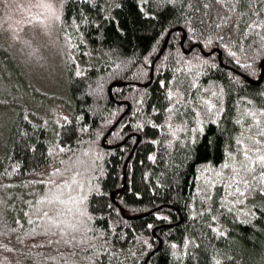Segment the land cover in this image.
Returning a JSON list of instances; mask_svg holds the SVG:
<instances>
[{"label":"trees","instance_id":"trees-1","mask_svg":"<svg viewBox=\"0 0 264 264\" xmlns=\"http://www.w3.org/2000/svg\"><path fill=\"white\" fill-rule=\"evenodd\" d=\"M146 11L155 15L145 16ZM218 13L225 15L226 11H222L217 0H90L87 4L83 0H66V25H60L59 29L65 90L60 97L49 98L26 84L21 91L24 97L12 99L7 94L12 95L13 88L5 92L0 89V108L14 110L0 158V173L11 171L8 165L15 162H20L24 170L42 165L41 154L46 145L41 141L52 137L51 131L42 130L43 121L48 119L50 129L57 128L49 117L59 119L60 114H67L71 118L83 113V119L65 127L77 129L85 124L88 127L83 132L71 131L69 136L61 132V139L80 153L85 164L94 156H100L95 161L100 174L93 176V182L101 185L102 194L92 198L91 209L103 205L104 219H99L98 213L93 224L111 234L113 230L108 224L118 221L114 235L119 237L123 233V239L112 240L111 235L108 239L116 244L118 253L126 254V264H181V261L183 264H215L213 256L221 264H264V214H248L252 205L264 203L259 196L246 205L235 206L245 207L244 214L236 213L238 218L230 213L212 222L208 215L191 216L192 211L199 213L203 203V193H198L197 187L204 185L206 175H212L206 173L203 166L208 162L218 166L224 155L223 148L230 142L232 121L221 119L219 125L205 123L203 132L198 128L194 133L178 131L172 146L162 142L171 139L170 134H166V126L156 129L147 123L150 118L163 124L165 113H153L152 106L167 107L169 87H173L174 92L175 85L181 90L187 88L197 70L188 68L187 61L192 60L196 65L198 60L194 58L198 56L219 64L217 69L204 66L197 83L200 88H211L209 81L224 86L226 116L239 118L246 108L264 106V51L245 46L241 52L233 47L237 56L229 62L223 42L205 45L204 38L218 31L214 27L219 23ZM73 17L77 18L78 29L72 25ZM65 33L72 37L71 41ZM201 33L204 38L190 41L191 36L200 37ZM257 52L260 57L256 56ZM236 59L240 60L239 66ZM248 60L253 61L255 73L247 66ZM12 62L0 47V86L6 77L17 76ZM8 65L11 69L6 72ZM77 68L82 75L75 74ZM229 71L233 76H228ZM160 80L166 84L162 86ZM137 121L144 127H138ZM179 122L178 119L173 121V127ZM152 140L158 142L153 144ZM33 144L36 145L34 151L30 147ZM150 155L153 159H149ZM16 171L19 175L14 174L13 179L25 178L23 172ZM0 179L6 177L0 176ZM27 191L19 187L0 189V211L4 213L0 218V244L8 245L0 247V264H64L65 260L69 264L72 261L89 264L81 258L92 249L72 256L67 245H41L42 233L24 235L31 232V226L16 195L28 199ZM9 192L16 195L9 196ZM217 193L223 194V190L217 188L214 199H218ZM4 200L8 201L7 205ZM17 215L21 224L15 223ZM203 220H208L219 231H212ZM245 220L250 223H244ZM40 223L34 221L36 225ZM149 223L153 228L147 227ZM185 236L195 238L187 249L183 246ZM145 240L153 247L149 248ZM172 242L178 245V251L192 255L173 257ZM49 256L56 259H48ZM119 261H124V256H120ZM113 264H117V260L114 259Z\"/></svg>","mask_w":264,"mask_h":264},{"label":"snow or ice","instance_id":"snow-or-ice-1","mask_svg":"<svg viewBox=\"0 0 264 264\" xmlns=\"http://www.w3.org/2000/svg\"><path fill=\"white\" fill-rule=\"evenodd\" d=\"M83 2L87 4L90 0H83ZM217 3L222 6V11H226L225 15L218 13L219 23L214 25L218 31L206 38L203 33L200 37L193 35L190 37V41L204 38L206 46L212 45L213 41L223 42L222 47L227 50L229 62L237 56L233 47H237L241 52H244L245 46L248 49L255 48L264 51V0H217ZM30 7L38 9L42 13V16L38 18L48 24L58 23L62 27L66 25V0H34ZM144 15L151 16L155 13L146 11ZM76 19V17L72 18V25L78 29L79 25L76 24ZM80 19L83 20L84 17L81 16ZM190 31L194 33L195 29H190ZM65 35L68 36L67 33ZM68 40L71 41L72 37L68 36ZM69 47H75V45L69 44ZM210 54L215 55V53ZM256 56L260 57V52H257ZM144 59L148 60V57L145 56ZM194 59L198 60L196 65L192 64V60L187 61L188 68L195 67L197 69L187 88L181 90L179 85H175L176 91L174 92L173 87H169L166 93L167 107L161 109L155 105L152 106L153 113L161 111L165 113L163 124L150 118L147 119V123L156 129L166 126V134H170L171 139H163L162 142L167 146H172L178 131L194 133L198 128L200 132H203L205 123L211 122L219 125L221 119L232 121L233 128L229 133L230 142L223 148L224 155L218 166L211 162L203 166L204 171L211 172L212 175H206L204 185L197 187L196 191L203 193L201 197L203 203L199 213L192 211L191 216L195 218L197 215L201 217L208 215L212 222H218L220 215L230 213L234 215V218H238L236 213L244 214L245 207L236 208V205H246L249 200H253L257 196L264 201V106L246 108L239 118L226 116L228 107L224 86L209 81V84L212 85L211 88H200L197 83V77L203 73L204 66L209 69H217L219 64L215 60L206 59L203 56ZM177 63L180 62L177 61ZM235 63L239 66L240 60L236 59ZM247 66L255 73L256 68L253 66L252 60L247 61ZM177 71L180 69L178 68ZM75 74L82 75L79 68L76 69ZM228 76H233V73L229 71ZM159 82L162 86L166 84L164 80ZM189 112L192 114L191 117ZM60 116L59 119L49 117V119H53L57 128L50 129L48 119L43 121L42 130L45 133L48 131L52 133L50 139L41 141L46 145L45 151L41 154L44 163L37 168L28 170H24L20 162L9 164L8 167L12 170L0 173V176L6 177V179H0V189L27 188L28 199L12 192L7 193L9 196L16 195V200L21 202L23 215L31 226V232H26L24 235L42 233L43 238L39 240L41 245H67L71 248L72 256H78L79 252L92 249L90 253L81 258L88 261L89 264H113L114 259L117 260V264H126V254L123 251L118 253L116 244L108 239L109 235L112 236V240L123 239V233L119 237L114 235L115 225L118 221L108 224V227L113 230L111 234L105 228L93 224V221L97 220L98 213L99 219H104L103 205L94 210L91 209L92 198L102 194L101 185L98 182H93V176L100 174L95 163L100 159V156H94L85 164L80 153L64 144L61 139V132L64 136H69L71 131L83 132L88 127L87 124L77 129L65 127L78 119H83V113L79 117L70 118L67 114H60ZM24 118L27 120L28 116L25 115ZM177 119L180 122L173 127V121ZM189 124L191 127H188ZM137 126L142 128L144 124L137 121ZM34 127H41V125H34ZM192 141L195 142L194 137ZM157 142V140H152L153 144ZM30 147L33 151L36 149L35 144ZM149 159H153V157L150 155ZM16 170L23 172L25 178L13 179L14 174L19 175ZM217 188L222 189L223 194L217 193L218 199H214L213 193H216ZM136 195L139 196L140 193L137 192ZM3 203L7 205L8 201L4 200ZM14 204L15 200H13ZM107 207L110 208L111 205L109 204ZM192 207L194 208L195 205ZM214 211L217 214H212ZM248 214H264V203L252 205ZM3 215V211H0V218ZM156 215L158 218L161 217L159 212ZM34 221L41 223L36 225ZM202 222L212 231H219V228L213 227L208 220ZM15 223L21 224L19 215L16 216ZM244 223H250V221L245 220ZM147 227L153 228V225L149 223ZM4 235H8V233L4 232ZM17 239L19 240V237ZM194 240V237L185 236L184 248L187 249ZM144 243L149 248L153 247L148 244L147 240ZM198 246L195 244V247ZM0 247H8V245L0 244ZM171 248L172 256L178 259L182 256L192 255L187 251H178V245L175 242H172ZM120 256H124V261H119ZM47 258L55 260L56 256ZM212 259L215 264H221V261L217 260L215 256ZM64 264H69V261L65 260ZM72 264H76V262L72 261ZM181 264H183L182 261Z\"/></svg>","mask_w":264,"mask_h":264},{"label":"rangeland","instance_id":"rangeland-1","mask_svg":"<svg viewBox=\"0 0 264 264\" xmlns=\"http://www.w3.org/2000/svg\"><path fill=\"white\" fill-rule=\"evenodd\" d=\"M33 2L0 0V47L13 60L12 66L17 74L6 77L0 89L5 92L9 87L13 88L12 95L7 94L12 99L24 97L21 91L26 84L49 98L60 97L66 87L60 24L52 25L39 19L42 13L30 7ZM60 99L65 101L63 97ZM13 113L10 107L0 108V158L4 154Z\"/></svg>","mask_w":264,"mask_h":264}]
</instances>
